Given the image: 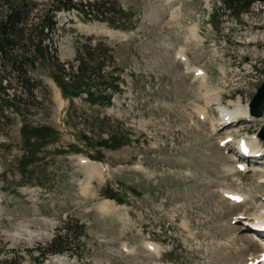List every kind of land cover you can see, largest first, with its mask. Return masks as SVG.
I'll use <instances>...</instances> for the list:
<instances>
[{
	"label": "rangeland",
	"instance_id": "rangeland-1",
	"mask_svg": "<svg viewBox=\"0 0 264 264\" xmlns=\"http://www.w3.org/2000/svg\"><path fill=\"white\" fill-rule=\"evenodd\" d=\"M31 1L12 50L35 58L33 67L27 61L20 72L0 60L10 99L0 106V262L246 264L262 253L246 224L264 210V163L237 169L232 150L262 123L223 126L218 113L224 116L222 106L236 111L237 94L244 101V66L264 74L263 31L250 33L262 22L257 4L244 11L217 60L207 24L235 20L229 0H76L94 6L89 17L59 12L42 38L39 20L52 0ZM6 9L0 2V13ZM114 16H124L123 26L106 22ZM79 62L86 79L74 83ZM224 63L238 70L222 76ZM57 65L66 89L78 92L72 99L51 77ZM194 67L205 74L196 76ZM26 124L46 127L43 143L22 131ZM227 135L234 143L219 146ZM220 188L247 200L230 203ZM56 235L63 252L41 254Z\"/></svg>",
	"mask_w": 264,
	"mask_h": 264
},
{
	"label": "trees",
	"instance_id": "trees-1",
	"mask_svg": "<svg viewBox=\"0 0 264 264\" xmlns=\"http://www.w3.org/2000/svg\"><path fill=\"white\" fill-rule=\"evenodd\" d=\"M0 2L6 3V10L0 13V56L3 61H6V63L10 66V68L16 69L18 71H23L24 64L28 62V65L32 66L34 65L35 58H31L32 56L28 55L25 52L16 53L12 50L13 46L18 43L23 35V27H24V21L28 15L29 8L34 5V3L31 0H0ZM239 0H229L228 4L230 7H237ZM53 8L51 9V13L49 15H44L39 20V27H38V33L39 37H43L44 34V28H53L56 24V20L54 19V12L56 10L60 9H71L76 8L82 11L84 14H89L90 11H93L94 6H90V8L87 7V4H83L82 2H74L73 0H52ZM113 19V18H111ZM111 23L114 21L109 20ZM36 49L38 53H40V56L43 58L50 56V53H48L47 49L41 48V43L38 42L36 45ZM35 54V53H34ZM42 64L43 65V60ZM79 62L78 67L76 68V82L74 83H80V81H84L86 79L85 77V69L82 67V63ZM93 71H98V68H95ZM65 69L63 66H56L55 71L52 73L53 78L59 85L62 87L64 92H70L73 94H77V90H67L66 89V82H64L61 78L64 76ZM84 74V75H83ZM62 75V76H60ZM20 79V78H19ZM23 80V76L20 79ZM25 83V81L23 82ZM73 83V81L71 82ZM90 98L92 97V92L89 93ZM16 99V96H14ZM9 96L6 94L5 87L2 86V80L0 78V105L5 102L8 103ZM45 126H37V127H29L23 126L22 131L25 134L32 135L36 139H41V143H43V140L45 135ZM37 145H40L39 143H36ZM36 145V146H37ZM33 146V145H32ZM34 147L32 150L39 151L37 147ZM28 163L33 162V159H29L30 156L27 154L25 156ZM63 239L61 235H56L53 239V241H50L48 246L44 247L46 250H49L50 252L54 251H61L63 248ZM5 261H1L0 264H4Z\"/></svg>",
	"mask_w": 264,
	"mask_h": 264
},
{
	"label": "bare ground",
	"instance_id": "bare-ground-1",
	"mask_svg": "<svg viewBox=\"0 0 264 264\" xmlns=\"http://www.w3.org/2000/svg\"><path fill=\"white\" fill-rule=\"evenodd\" d=\"M237 108L238 109L234 112H228V110L226 108H222V107L220 108V110L224 113L223 118H224L225 123L229 122V124H230V122L235 121V119H236L235 117H237V116H244V117L248 116L247 110L245 108H243L239 102H237ZM248 147L250 149L251 155L255 154L256 152H259L260 151L259 140L256 137H254L253 141L251 143H248ZM263 181H264V179H263ZM245 198H246V195H244V199ZM246 225L248 226V228H250V229L252 228L253 230L258 229L260 225H264V210L260 211L256 215V218L253 219V222L247 221Z\"/></svg>",
	"mask_w": 264,
	"mask_h": 264
},
{
	"label": "water",
	"instance_id": "water-1",
	"mask_svg": "<svg viewBox=\"0 0 264 264\" xmlns=\"http://www.w3.org/2000/svg\"><path fill=\"white\" fill-rule=\"evenodd\" d=\"M249 113L252 116L260 117L263 115L264 111V83H262L256 93L254 94L251 102L249 103ZM262 139H264V125L261 127L259 134Z\"/></svg>",
	"mask_w": 264,
	"mask_h": 264
}]
</instances>
